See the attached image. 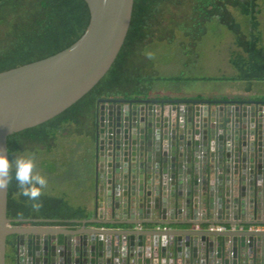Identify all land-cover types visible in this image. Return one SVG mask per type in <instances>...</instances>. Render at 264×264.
Listing matches in <instances>:
<instances>
[{"label":"water","instance_id":"1","mask_svg":"<svg viewBox=\"0 0 264 264\" xmlns=\"http://www.w3.org/2000/svg\"><path fill=\"white\" fill-rule=\"evenodd\" d=\"M85 1L90 22L78 41L0 72V153L114 62L133 0ZM96 115L92 217L74 220L77 229L12 227L0 190V264L11 235L16 264H257L259 255L264 264V231L201 228L264 224V102L98 99Z\"/></svg>","mask_w":264,"mask_h":264},{"label":"trees","instance_id":"2","mask_svg":"<svg viewBox=\"0 0 264 264\" xmlns=\"http://www.w3.org/2000/svg\"><path fill=\"white\" fill-rule=\"evenodd\" d=\"M213 21L231 35L227 58L235 79L264 82V0H133L125 40L107 73L62 113L9 136L8 159L34 156L36 166L52 160L53 172L36 171L49 184L64 179L62 182H71L80 189L90 174L85 168L81 172L73 165L60 166L57 152L63 140L84 137L94 147L97 100L146 99L155 77L151 61L143 55L146 49L157 42L170 44L181 33V49L196 59L197 45ZM89 22L85 0H0V72L65 50L81 38ZM46 190L40 197L43 207L37 212L31 206L33 201L20 194L13 179L7 188L10 225L60 226L84 218L83 210L73 207L64 192L52 195ZM16 243V235L7 237L5 264H16Z\"/></svg>","mask_w":264,"mask_h":264},{"label":"rangeland","instance_id":"3","mask_svg":"<svg viewBox=\"0 0 264 264\" xmlns=\"http://www.w3.org/2000/svg\"><path fill=\"white\" fill-rule=\"evenodd\" d=\"M176 38V41L170 44L164 42L154 43L153 48L146 49L143 53V55L151 61L155 73L153 80L155 89H158V87L171 90H173V88H179L180 86L175 85L173 81H168L169 78L173 79L175 76L182 74L186 79L225 76V73H218L223 71L217 70L224 67V59H227V47L230 46L232 38L223 27L218 26L215 21L207 26L205 37L197 45L196 59L193 58L191 54H186L185 49H181L179 45V41L183 39L181 33H177ZM256 84L257 87H261L264 90V82H258ZM57 154V158L60 159V166L71 167L73 165L76 171L80 170L81 172L84 171L85 168V173L91 175L94 159L93 146L90 140L84 137H67L61 143ZM24 157L27 158L29 156L24 155ZM36 168L46 169L47 172H53L55 170V164L54 161L47 160V162H44L42 165H37ZM90 175L88 177H90ZM91 177L92 179L94 178V176ZM91 177L88 180H91ZM62 178H64V176H62ZM62 180L64 179L58 181V183L61 182L60 184L48 183L46 192L52 195L64 192L66 197H79L80 189L74 187L71 182L65 183L62 182Z\"/></svg>","mask_w":264,"mask_h":264},{"label":"crops","instance_id":"4","mask_svg":"<svg viewBox=\"0 0 264 264\" xmlns=\"http://www.w3.org/2000/svg\"><path fill=\"white\" fill-rule=\"evenodd\" d=\"M224 67L217 71L219 74L225 73V76L221 77H205L203 79H186L185 76L179 75L175 76V78H169V81H173L175 85H179V88L165 89L160 88L155 89L152 85L151 91L146 96V99H134V100H190V101H232V102H239V101H257V102H264V90L261 87H257L258 82H245L241 80L235 79L234 72L232 68L229 66L228 58L223 63ZM216 73V72H214ZM94 147H93V159H94ZM93 174L94 176L95 171V160H93ZM90 176V177H91ZM83 182V183H82ZM81 187L79 190V197H68L71 205L73 207H80L83 212L82 214L85 215L83 219H90L93 215L94 209V200H95V180L94 178L85 181H82ZM73 197V199H72ZM99 202L102 201L100 197H98ZM264 200V197H263ZM262 216V217H261ZM261 219H257V222H264V215H259ZM251 219V221L255 220L253 214L247 215V220ZM77 220V219H75ZM67 225H46V226H38V227H63L69 229H77L80 228L81 224L76 223L74 220H69ZM90 227V225H87ZM217 226H223L226 230H257V231H264V224L259 223L256 225H245L243 227H231L225 225H205L201 228L204 230H210V228H214ZM176 229H182L187 227L177 226L174 227ZM173 228V229H174ZM215 231V230H213ZM252 262V259H251ZM261 263L260 255L257 259V264Z\"/></svg>","mask_w":264,"mask_h":264},{"label":"clouds","instance_id":"5","mask_svg":"<svg viewBox=\"0 0 264 264\" xmlns=\"http://www.w3.org/2000/svg\"><path fill=\"white\" fill-rule=\"evenodd\" d=\"M35 169L34 156L17 157L15 161H10L6 155L0 153V190L7 189L11 181L15 179L20 194L33 201L32 208L39 212L43 207L40 197L43 195L48 181Z\"/></svg>","mask_w":264,"mask_h":264},{"label":"built area","instance_id":"6","mask_svg":"<svg viewBox=\"0 0 264 264\" xmlns=\"http://www.w3.org/2000/svg\"><path fill=\"white\" fill-rule=\"evenodd\" d=\"M210 230H215V231H225L226 229H225V227H223V226H217V227H215V229L214 228H210Z\"/></svg>","mask_w":264,"mask_h":264},{"label":"flooded vegetation","instance_id":"7","mask_svg":"<svg viewBox=\"0 0 264 264\" xmlns=\"http://www.w3.org/2000/svg\"><path fill=\"white\" fill-rule=\"evenodd\" d=\"M13 227V226H12ZM18 227H26V226H18ZM27 227H37V226H27Z\"/></svg>","mask_w":264,"mask_h":264}]
</instances>
